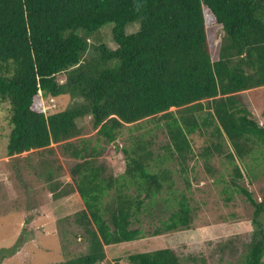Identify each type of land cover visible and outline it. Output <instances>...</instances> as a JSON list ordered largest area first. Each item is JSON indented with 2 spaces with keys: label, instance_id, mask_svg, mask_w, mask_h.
Returning a JSON list of instances; mask_svg holds the SVG:
<instances>
[{
  "label": "trees",
  "instance_id": "trees-1",
  "mask_svg": "<svg viewBox=\"0 0 264 264\" xmlns=\"http://www.w3.org/2000/svg\"><path fill=\"white\" fill-rule=\"evenodd\" d=\"M110 22L116 47L94 45L92 36ZM64 95L78 101L48 114L44 97ZM0 101L10 103L9 157L60 144L78 160L71 184L47 173L54 198L78 192L85 204L75 219L88 250L58 264H183L170 248L132 253L130 263L108 259L107 246L142 237L138 214L174 189V172L153 170V142L141 134L122 147L127 167L116 176L101 159L105 148L74 140L88 116L98 142H114L128 124L163 122L169 141L161 157L183 171L194 156L191 136L205 137L200 156L208 164L226 158L234 190L257 206L262 238L245 246L239 264H264V204L239 182L238 163L264 157V0H0ZM177 206L165 231L193 226L190 198Z\"/></svg>",
  "mask_w": 264,
  "mask_h": 264
},
{
  "label": "rangeland",
  "instance_id": "rangeland-1",
  "mask_svg": "<svg viewBox=\"0 0 264 264\" xmlns=\"http://www.w3.org/2000/svg\"><path fill=\"white\" fill-rule=\"evenodd\" d=\"M114 25L110 22L94 34L93 44L104 42L115 48ZM139 27L137 22L129 25L128 31H137ZM87 55L94 56V52L90 50ZM248 100L251 103L249 95ZM77 101L70 95L46 96L43 104L47 113L52 114ZM249 102L254 117L261 121L260 110ZM79 126L81 135L74 139L75 142L89 138L93 144L99 143L105 148L101 159L116 176L122 175L127 167L122 147L129 146L141 134L153 142V170L167 167L174 172V189L163 191L153 202L148 200L147 206L138 214L136 225L143 230L142 237L107 246L109 260L121 259L130 263L132 253L170 248L183 264H239L245 246L262 238L256 234L254 226L257 206L235 191L230 183L232 164L223 157L212 158L208 164L207 159L200 156L205 137L191 136L194 156L183 171L175 160H163L169 141L163 122L144 120L128 124L114 142L97 141V130L89 116L80 119ZM10 132V103L0 101V264H58L85 253L88 241L84 238V229L75 219L76 213L85 207L81 195L74 192L56 199L47 179V173L53 170L55 178L63 185L73 183L71 168L78 160L66 154L60 144L44 151L24 152L18 159L9 157ZM255 157L248 158L247 163L238 162L245 175L239 182L249 190L257 204H264V157L260 153ZM208 165L214 170L211 171ZM182 195L190 198L193 226L165 231L164 223L177 209L178 198ZM260 218L264 228V213ZM160 229L162 231L157 233ZM191 257L199 260L193 261Z\"/></svg>",
  "mask_w": 264,
  "mask_h": 264
},
{
  "label": "water",
  "instance_id": "water-1",
  "mask_svg": "<svg viewBox=\"0 0 264 264\" xmlns=\"http://www.w3.org/2000/svg\"><path fill=\"white\" fill-rule=\"evenodd\" d=\"M18 158H19V155H16V156H15V159H18Z\"/></svg>",
  "mask_w": 264,
  "mask_h": 264
},
{
  "label": "crops",
  "instance_id": "crops-1",
  "mask_svg": "<svg viewBox=\"0 0 264 264\" xmlns=\"http://www.w3.org/2000/svg\"><path fill=\"white\" fill-rule=\"evenodd\" d=\"M84 202V201H83ZM85 208V207H84ZM82 210V209H81Z\"/></svg>",
  "mask_w": 264,
  "mask_h": 264
}]
</instances>
